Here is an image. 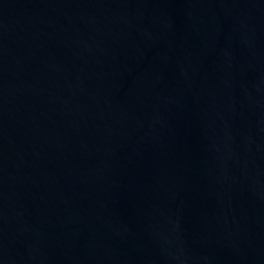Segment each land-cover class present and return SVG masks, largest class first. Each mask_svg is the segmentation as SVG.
I'll use <instances>...</instances> for the list:
<instances>
[{"label": "water", "instance_id": "1", "mask_svg": "<svg viewBox=\"0 0 264 264\" xmlns=\"http://www.w3.org/2000/svg\"><path fill=\"white\" fill-rule=\"evenodd\" d=\"M0 264H264V0H0Z\"/></svg>", "mask_w": 264, "mask_h": 264}]
</instances>
